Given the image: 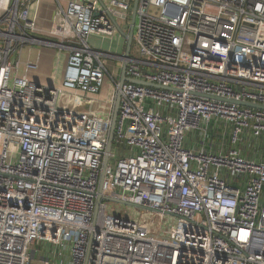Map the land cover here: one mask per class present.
Masks as SVG:
<instances>
[{"label":"built area","instance_id":"2783aa9c","mask_svg":"<svg viewBox=\"0 0 264 264\" xmlns=\"http://www.w3.org/2000/svg\"><path fill=\"white\" fill-rule=\"evenodd\" d=\"M54 1L64 88L20 60L39 0H0V264L42 242L43 264H264V109L232 102L264 106V0H138L125 76L152 85L122 84L109 152L101 57L121 55L88 39L116 30L94 0Z\"/></svg>","mask_w":264,"mask_h":264},{"label":"crops","instance_id":"0c3cea01","mask_svg":"<svg viewBox=\"0 0 264 264\" xmlns=\"http://www.w3.org/2000/svg\"><path fill=\"white\" fill-rule=\"evenodd\" d=\"M67 1L68 0H61V3L63 5H65V3ZM94 1H96L99 5L98 10L104 12L103 7L101 6V2H103L107 6L109 0H100V2L98 0H94ZM54 4H55L54 0H39L37 5H35V3H34V5L31 8V11H30L31 16L36 15V25L41 30L42 36L47 35V32L49 30V26H50V23H51L53 14H54ZM132 11H133V6H132L131 10L126 12L125 18L118 17V13H115V11H113V10L110 11V13L113 15L114 19L116 20V22L119 24L122 32H124L125 34H127L129 32V29H130L131 19H132ZM135 22H136V20H135ZM134 29H135V26H134ZM133 34H134V32H133ZM100 39L101 40L103 39L104 41L107 42V48L105 49V51L102 49H99V48L97 50H100L103 52H109L108 50L113 49L114 51L117 50L118 54H120V55L124 53L126 39L121 34H119L117 31H115L114 35L111 37V40H110V38H102L98 35L93 34L89 37L88 43L90 42L89 44L93 45V44H96L98 41H101ZM32 47H33V45L30 47L27 46V52H26L27 58H30V59L38 58L39 64L41 63L40 62L41 59L43 60V58H44V61H45V59H46L45 56L52 57V59H53V56L55 54L53 49L47 48L45 50V55L42 56L41 50L37 49L36 51H32L31 50ZM48 47H50V46H48ZM65 53L66 54H65L64 63L62 66V71H64V69H65L67 55H68L67 52H65ZM118 54H115V55H118ZM56 56H57V60L55 61V63L53 64L52 60H51V63L49 64L51 66L50 83L54 86L61 84V79H62V75H63V73H62L58 82L55 80L56 75H57V71H58V64H59L58 61L60 58V51L59 50H58V55H56ZM120 66H121V62H120V65L118 67V70H117L118 77H119V73H120ZM35 72L31 73V77H33V74ZM110 87L111 86L107 87L106 90H103V95L101 97H99L100 99H104L113 93V87L112 88H110ZM262 201L264 202V193H263Z\"/></svg>","mask_w":264,"mask_h":264},{"label":"rangeland","instance_id":"374dc122","mask_svg":"<svg viewBox=\"0 0 264 264\" xmlns=\"http://www.w3.org/2000/svg\"><path fill=\"white\" fill-rule=\"evenodd\" d=\"M53 39L57 41L56 38H53ZM6 44H7V42H6L5 38L0 37V46L4 47ZM32 45H33V47L31 48V50L32 51H36L37 49L41 50L42 56L45 55V50L47 48L53 49L54 53L55 54L57 53L56 55H58V49L57 48L48 47V46H42V45H37V44H29V45L22 46L21 53H20V60L21 61H24L27 58V53H26L27 52V46L30 47ZM90 45L91 44H89V46ZM93 45H91L90 47H92L94 49L95 48L96 49L99 48V49H102V50L105 51V49L107 48V42L104 41L103 39L101 41H98L96 44H93ZM11 47L12 48H11V52H10V57L9 58H10V60L12 62H14V60H16L17 57H18L17 55L19 54V52L17 50V49H19V47L15 48L16 44H14V42L11 43ZM108 51H109L108 53H111V54H118L117 50L114 51L113 49H111V50H108ZM65 52L66 51H64V50L60 51V58H59V61H58V63H59L58 64V71H57V75H56V78H55V80L57 82L59 81L60 76L63 73L62 66H63V63H64L65 54H66ZM55 54L53 56V59H52V57L45 56V58H46L45 61H44V58H43V60L42 59L40 60L41 63L39 64L37 71L33 74V78L38 83H40L42 85H47V84L50 83L51 66L49 64L51 63V60H52L53 64L57 60V56ZM101 61L107 67V70L111 74V76L114 79H116L118 77L117 70H118V67L120 65V60L119 59H111L108 56H102L101 57ZM22 70H23V68H20V71H22ZM62 77H63V75H62ZM59 86L64 88L62 85H59ZM109 86H111L110 88L114 87L113 82L111 81V78L109 76H106L105 79H104L103 85L101 87L102 90H101V92H99L98 96L101 97L103 95V90H106V88L109 87ZM259 145L260 144L256 145L257 150H258L257 153L260 156V158L262 159V158H264V145L260 146V148L258 149ZM247 153H249V151ZM122 207H124L125 210H129V211L135 210V208L127 206V205H123ZM49 249H50V247L48 248V246H47V244L45 242H42L40 244L35 243L32 246V253H31V256H30L29 264H43L42 260H45L46 257H50Z\"/></svg>","mask_w":264,"mask_h":264},{"label":"water","instance_id":"95a60500","mask_svg":"<svg viewBox=\"0 0 264 264\" xmlns=\"http://www.w3.org/2000/svg\"><path fill=\"white\" fill-rule=\"evenodd\" d=\"M98 1L100 2V0H98ZM137 3H138V0H133V5H132L133 11H132L131 25H130L129 32L127 34H125L124 32H122L119 24L116 22L113 15L107 9V6L103 2H101V6L104 9V13L108 16V18L113 23L115 30L119 34H121L123 37H125V39H126L124 53L121 54L120 73H119V77L117 80V89L115 91V96H114V101H113L112 113H111V118H110V126H109L108 138H107V143H106V152H109L112 148L115 123H116V119H117V113H118V107H119V101H120L119 89L121 88L122 84L125 81H129V82H134V83L152 85L150 83L143 82V81L131 80L125 76L126 60L130 56V50H131L132 39H133V32H134V26H135V20H136ZM31 43L37 44V45H42V46H50V47L58 48V45H56L57 44L56 40H54L53 38H50V37H46V36L31 35ZM48 86L51 88L52 84L49 83ZM203 95H205V94H203ZM206 97L215 98V99H224V98H218V97H214V96H210V95H206ZM224 100H227V99H224ZM227 101H232V100H227ZM232 102L240 104V105L248 106V107L264 109L263 105L254 104V103H250V102H237V101H232ZM107 162H108V157L104 156L103 163H102V169H101V173H100V179H99V183H98V192L96 193L95 214H96V211L98 209V206H99L100 200H101L100 190H101V184H102V180L104 177V170H105V167L107 165ZM89 241H91V236L89 238Z\"/></svg>","mask_w":264,"mask_h":264}]
</instances>
